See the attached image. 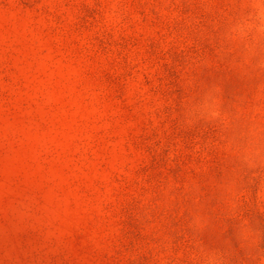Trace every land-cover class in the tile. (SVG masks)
Returning a JSON list of instances; mask_svg holds the SVG:
<instances>
[{"label":"rangeland","instance_id":"rangeland-1","mask_svg":"<svg viewBox=\"0 0 264 264\" xmlns=\"http://www.w3.org/2000/svg\"><path fill=\"white\" fill-rule=\"evenodd\" d=\"M0 264H264V0H0Z\"/></svg>","mask_w":264,"mask_h":264}]
</instances>
